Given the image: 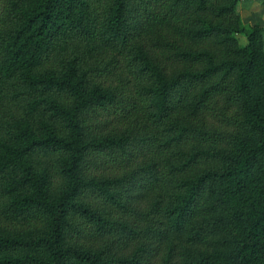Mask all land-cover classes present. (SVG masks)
<instances>
[{"label": "trees", "instance_id": "obj_1", "mask_svg": "<svg viewBox=\"0 0 264 264\" xmlns=\"http://www.w3.org/2000/svg\"><path fill=\"white\" fill-rule=\"evenodd\" d=\"M238 1L0 0V264H264Z\"/></svg>", "mask_w": 264, "mask_h": 264}, {"label": "crops", "instance_id": "obj_2", "mask_svg": "<svg viewBox=\"0 0 264 264\" xmlns=\"http://www.w3.org/2000/svg\"><path fill=\"white\" fill-rule=\"evenodd\" d=\"M237 12L244 24H259L264 28V0H239Z\"/></svg>", "mask_w": 264, "mask_h": 264}, {"label": "rangeland", "instance_id": "obj_3", "mask_svg": "<svg viewBox=\"0 0 264 264\" xmlns=\"http://www.w3.org/2000/svg\"><path fill=\"white\" fill-rule=\"evenodd\" d=\"M240 16V15H239ZM241 18V17H240ZM243 23V22H242ZM243 25L244 26H247L248 24H244L243 23ZM261 26V25H260ZM262 27V26H261ZM263 28V27H262ZM236 37H237V39H238V41H239V43H240V45H245L246 44V38H245V36L244 35H242V34H236ZM262 43H263V49H264V28H263V30H262Z\"/></svg>", "mask_w": 264, "mask_h": 264}]
</instances>
